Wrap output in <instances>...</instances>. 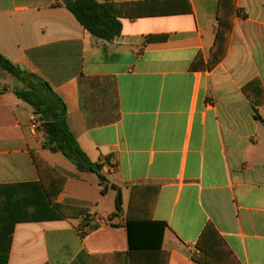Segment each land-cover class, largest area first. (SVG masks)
Listing matches in <instances>:
<instances>
[{"label": "crops", "instance_id": "obj_1", "mask_svg": "<svg viewBox=\"0 0 264 264\" xmlns=\"http://www.w3.org/2000/svg\"><path fill=\"white\" fill-rule=\"evenodd\" d=\"M96 1L134 3L112 42L63 0H0V54L52 86L101 166L80 172L45 149L14 93L24 84L0 70V186L40 181L33 152L67 178L66 218L16 224L8 264H198L209 224L241 264H264V0H236L244 15L212 70L220 0ZM128 219L139 221V249L157 247L162 224L169 255L127 259Z\"/></svg>", "mask_w": 264, "mask_h": 264}, {"label": "trees", "instance_id": "obj_2", "mask_svg": "<svg viewBox=\"0 0 264 264\" xmlns=\"http://www.w3.org/2000/svg\"><path fill=\"white\" fill-rule=\"evenodd\" d=\"M63 4L92 36L105 42H112L122 32L121 19L132 18L129 7L134 3L63 0ZM236 14L244 15L236 8V0L219 1L218 30L208 64L210 70L226 56ZM0 70L4 76L14 77L24 84L23 89H16L14 93L33 108L45 136L44 148L52 153L62 154L70 161L74 159V165L80 172L99 174L101 166L92 163L79 146L68 124L66 103L52 86L38 75L21 70V67L12 64L1 54ZM32 155L40 175L39 182L0 186V264H8L16 224L66 218L62 207L57 203V198L67 181L66 176L50 166L37 153L33 152ZM95 167H98V171H94ZM104 181L105 179L100 176V182ZM121 204V194L118 193L117 211ZM80 215L88 217L85 210H82ZM138 222L128 219L131 251L125 255H118H124L128 259L138 252L157 251L168 256V253L161 251L164 229L162 224H158L161 228L157 229V247L154 249L135 247ZM197 248L200 254L194 255L193 260L198 264H241L212 224L204 229Z\"/></svg>", "mask_w": 264, "mask_h": 264}, {"label": "built area", "instance_id": "obj_3", "mask_svg": "<svg viewBox=\"0 0 264 264\" xmlns=\"http://www.w3.org/2000/svg\"><path fill=\"white\" fill-rule=\"evenodd\" d=\"M31 128L34 132H36L39 129V122L35 117L31 119Z\"/></svg>", "mask_w": 264, "mask_h": 264}, {"label": "water", "instance_id": "obj_4", "mask_svg": "<svg viewBox=\"0 0 264 264\" xmlns=\"http://www.w3.org/2000/svg\"><path fill=\"white\" fill-rule=\"evenodd\" d=\"M21 70H23V71H24V67H21ZM71 161H72L73 163L75 162V160H74V159H71ZM94 171H98V167H95Z\"/></svg>", "mask_w": 264, "mask_h": 264}, {"label": "rangeland", "instance_id": "obj_5", "mask_svg": "<svg viewBox=\"0 0 264 264\" xmlns=\"http://www.w3.org/2000/svg\"><path fill=\"white\" fill-rule=\"evenodd\" d=\"M61 157H62V156H61ZM62 159H65V158L62 157ZM65 160H66V159H65ZM66 161H67V160H66Z\"/></svg>", "mask_w": 264, "mask_h": 264}]
</instances>
